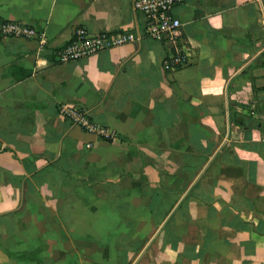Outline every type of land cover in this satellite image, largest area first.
Instances as JSON below:
<instances>
[{
    "label": "crops",
    "instance_id": "crops-1",
    "mask_svg": "<svg viewBox=\"0 0 264 264\" xmlns=\"http://www.w3.org/2000/svg\"><path fill=\"white\" fill-rule=\"evenodd\" d=\"M173 15L169 70L134 0H0L44 40L0 37V264H264V0ZM79 29L139 41L60 63Z\"/></svg>",
    "mask_w": 264,
    "mask_h": 264
},
{
    "label": "built area",
    "instance_id": "built-area-1",
    "mask_svg": "<svg viewBox=\"0 0 264 264\" xmlns=\"http://www.w3.org/2000/svg\"><path fill=\"white\" fill-rule=\"evenodd\" d=\"M185 2L186 0H134L135 10L145 19V35L168 47L169 54L164 60V66L169 70L183 68L190 62L188 52L183 45V24L173 15L174 8ZM0 37L38 38L41 44H44L36 29L23 22L0 20ZM138 41L139 38L131 32L91 35L85 29H79L74 39L59 52L58 58L62 64L77 62L98 52ZM58 114L72 125L101 139L113 142L117 137L106 126L94 122L88 112L80 107L63 105L59 107Z\"/></svg>",
    "mask_w": 264,
    "mask_h": 264
},
{
    "label": "water",
    "instance_id": "water-1",
    "mask_svg": "<svg viewBox=\"0 0 264 264\" xmlns=\"http://www.w3.org/2000/svg\"><path fill=\"white\" fill-rule=\"evenodd\" d=\"M237 133H239V132H237Z\"/></svg>",
    "mask_w": 264,
    "mask_h": 264
}]
</instances>
